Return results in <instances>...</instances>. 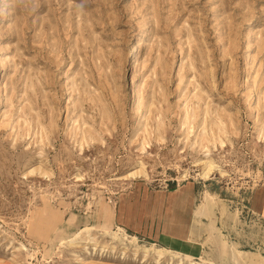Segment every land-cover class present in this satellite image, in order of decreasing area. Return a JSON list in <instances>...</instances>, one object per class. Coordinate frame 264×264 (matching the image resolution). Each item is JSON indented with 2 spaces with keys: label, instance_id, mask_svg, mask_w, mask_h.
I'll use <instances>...</instances> for the list:
<instances>
[{
  "label": "rangeland",
  "instance_id": "1",
  "mask_svg": "<svg viewBox=\"0 0 264 264\" xmlns=\"http://www.w3.org/2000/svg\"><path fill=\"white\" fill-rule=\"evenodd\" d=\"M263 183L264 0H0V264L264 259ZM169 191L215 239L128 242L122 204Z\"/></svg>",
  "mask_w": 264,
  "mask_h": 264
},
{
  "label": "crops",
  "instance_id": "2",
  "mask_svg": "<svg viewBox=\"0 0 264 264\" xmlns=\"http://www.w3.org/2000/svg\"><path fill=\"white\" fill-rule=\"evenodd\" d=\"M139 195L119 208V223L126 232L170 249L182 250L193 243L200 244L189 237L191 222L186 218L193 212L190 195L178 191ZM253 208L264 217V183L256 190Z\"/></svg>",
  "mask_w": 264,
  "mask_h": 264
},
{
  "label": "bare ground",
  "instance_id": "3",
  "mask_svg": "<svg viewBox=\"0 0 264 264\" xmlns=\"http://www.w3.org/2000/svg\"><path fill=\"white\" fill-rule=\"evenodd\" d=\"M137 109H139V106H137ZM213 200H214V198L210 194L206 193L205 196L203 197L202 203L198 206V208L194 212V225L202 222V217H208L211 220L210 228H209L210 232H209V237H208L209 240L215 239V231H216V227H215L214 222H213V216H214ZM89 227H87V226L85 228L82 227L83 229L81 228V230L79 232H77L73 238L69 239V241H67V242H62L60 245L61 246H66V245L71 246L74 244L90 243L91 241L94 240V237H93L94 235L93 236L91 235L92 229ZM107 231H109V230H107ZM189 234H190L189 235L190 239L194 238L195 232L193 229L190 230ZM111 236H112L113 240L123 242V240L120 238L118 232H112ZM135 240H136V237L134 236V237H132L131 240H128V242L135 243L134 242ZM216 242H217V245L220 247L221 253L222 254L223 253L230 254L232 256V259L237 264H264V259H262V257L260 255L255 254V255L249 256L246 253L240 251L239 249L229 246L228 243L224 239H221V238L217 239ZM139 246L140 245H138L137 248H139ZM144 250H147L150 252V251H155L156 248L146 247ZM156 252H158L160 255H163L168 251L165 249H158V250H156ZM177 256H180V255L178 254ZM191 264H193V263H191Z\"/></svg>",
  "mask_w": 264,
  "mask_h": 264
}]
</instances>
